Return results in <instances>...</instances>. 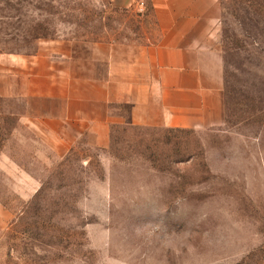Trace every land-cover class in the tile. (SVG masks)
I'll return each mask as SVG.
<instances>
[{
  "label": "rangeland",
  "instance_id": "1",
  "mask_svg": "<svg viewBox=\"0 0 264 264\" xmlns=\"http://www.w3.org/2000/svg\"><path fill=\"white\" fill-rule=\"evenodd\" d=\"M219 3L217 126L136 125L113 104L104 144L85 131L65 148L31 123L60 103L14 78L0 96V264H264V0ZM151 9L0 0V53L68 41L80 67L102 49L132 57L156 36Z\"/></svg>",
  "mask_w": 264,
  "mask_h": 264
},
{
  "label": "crops",
  "instance_id": "2",
  "mask_svg": "<svg viewBox=\"0 0 264 264\" xmlns=\"http://www.w3.org/2000/svg\"><path fill=\"white\" fill-rule=\"evenodd\" d=\"M151 16L156 36L132 57L102 49L91 59V67H80L68 41L50 42L27 57L0 53V96H13L14 78L22 75L28 95L60 103L31 123L65 148L85 131L104 144L111 123L119 118L113 104L128 103L129 121L136 125L205 128L221 124L219 0H152ZM36 80H49L48 88Z\"/></svg>",
  "mask_w": 264,
  "mask_h": 264
}]
</instances>
